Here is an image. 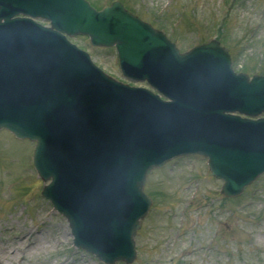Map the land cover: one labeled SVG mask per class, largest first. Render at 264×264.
I'll list each match as a JSON object with an SVG mask.
<instances>
[{"label":"water","instance_id":"water-1","mask_svg":"<svg viewBox=\"0 0 264 264\" xmlns=\"http://www.w3.org/2000/svg\"><path fill=\"white\" fill-rule=\"evenodd\" d=\"M64 33L115 45L124 74L171 101L108 77ZM232 111L264 113V76L234 73L215 40L179 54L120 2L97 12L86 0H0V129L37 141L35 166L52 178L43 195L68 218L75 245L105 263L135 259L153 167L202 154L226 196L264 172V119Z\"/></svg>","mask_w":264,"mask_h":264},{"label":"rangeland","instance_id":"rangeland-1","mask_svg":"<svg viewBox=\"0 0 264 264\" xmlns=\"http://www.w3.org/2000/svg\"><path fill=\"white\" fill-rule=\"evenodd\" d=\"M97 8L114 0H90ZM162 30L181 52L217 38L236 71L264 74V0H120ZM43 23H46L40 20ZM94 63L124 80L115 48L71 38ZM35 142L0 130V264H106L73 243L68 220L42 195ZM200 155L167 161L148 174L151 206L135 235L130 264H264V174L236 197ZM113 264H127L119 261Z\"/></svg>","mask_w":264,"mask_h":264}]
</instances>
